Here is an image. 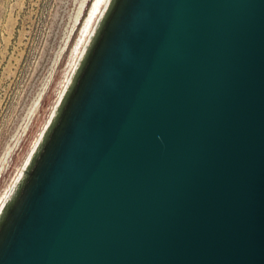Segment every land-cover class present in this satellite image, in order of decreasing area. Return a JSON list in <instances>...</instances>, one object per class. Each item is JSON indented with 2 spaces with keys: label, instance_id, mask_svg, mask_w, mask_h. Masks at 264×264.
<instances>
[{
  "label": "water",
  "instance_id": "1",
  "mask_svg": "<svg viewBox=\"0 0 264 264\" xmlns=\"http://www.w3.org/2000/svg\"><path fill=\"white\" fill-rule=\"evenodd\" d=\"M0 205V264H264V0H108Z\"/></svg>",
  "mask_w": 264,
  "mask_h": 264
},
{
  "label": "rangeland",
  "instance_id": "2",
  "mask_svg": "<svg viewBox=\"0 0 264 264\" xmlns=\"http://www.w3.org/2000/svg\"><path fill=\"white\" fill-rule=\"evenodd\" d=\"M93 2L0 0V188L16 166L22 169L37 126L46 125L58 99H51L55 85Z\"/></svg>",
  "mask_w": 264,
  "mask_h": 264
},
{
  "label": "bare ground",
  "instance_id": "3",
  "mask_svg": "<svg viewBox=\"0 0 264 264\" xmlns=\"http://www.w3.org/2000/svg\"><path fill=\"white\" fill-rule=\"evenodd\" d=\"M107 1L108 0H94L93 5L89 11V15L84 22V25H83L81 32H80V34H79V36H78V38L74 44V47L70 53V56H69V58L65 64L63 70L60 73L59 79H58V81L55 85L54 91H53V95L51 98L52 100H54V99L56 100L57 97L61 95V93L65 87V83L68 80L70 73L72 72V70H73V68H74V66H75V64H76V62H77V60H78V58L82 52V48L84 47V45H85V43H86V41H87V39L91 33L92 27H93L95 21L98 19L99 15L101 14V12H102L101 10ZM50 104H52V103H50ZM49 106L46 108V111H48ZM46 114H47V112H46ZM43 125L39 124V126H37L38 128L34 131L32 137H31V140H30V147H32V148L34 147L35 142L37 141V137H38L37 135L40 134V131L42 130ZM19 168H20L19 166H16L14 168V170L10 173L8 180H5L3 182V184L0 188V205H1L2 201L4 200V198L6 197L8 191L10 189L11 183H9V179H12L11 182L14 180L15 176H13V175H14V173L19 171Z\"/></svg>",
  "mask_w": 264,
  "mask_h": 264
}]
</instances>
